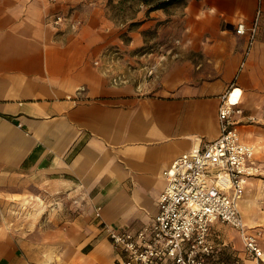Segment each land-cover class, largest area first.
<instances>
[{
    "label": "crops",
    "instance_id": "1",
    "mask_svg": "<svg viewBox=\"0 0 264 264\" xmlns=\"http://www.w3.org/2000/svg\"><path fill=\"white\" fill-rule=\"evenodd\" d=\"M180 5L179 46L158 53L132 51L152 20L124 34L127 22L100 0H0V264H119L124 254L104 224L131 232L150 224L162 171L219 135L218 106L231 87L240 138L260 167L237 205L251 231L264 230V0ZM257 7L249 43L234 28ZM56 13L79 23L55 26ZM49 200L54 208L43 209ZM21 208L41 217L33 228L16 223ZM209 239L204 264H255L230 224L213 223Z\"/></svg>",
    "mask_w": 264,
    "mask_h": 264
},
{
    "label": "built area",
    "instance_id": "2",
    "mask_svg": "<svg viewBox=\"0 0 264 264\" xmlns=\"http://www.w3.org/2000/svg\"><path fill=\"white\" fill-rule=\"evenodd\" d=\"M260 14L257 7L250 24L238 21L235 33L246 34L251 43ZM66 20L70 21L68 15L56 13L51 21L58 26ZM234 89L221 96L219 135L180 154L162 171L165 184L150 224L135 232L104 224L112 245L124 254L119 264H204V258L214 253L209 232L215 222L236 228L247 254L255 264H264L261 231L246 226L237 205L247 179L260 167L254 160V145L240 138L234 114L242 109L229 100ZM99 214L97 207L95 215Z\"/></svg>",
    "mask_w": 264,
    "mask_h": 264
},
{
    "label": "rangeland",
    "instance_id": "3",
    "mask_svg": "<svg viewBox=\"0 0 264 264\" xmlns=\"http://www.w3.org/2000/svg\"><path fill=\"white\" fill-rule=\"evenodd\" d=\"M88 1V0H86ZM105 2L107 7L109 8L110 16L116 18L117 20H121L122 22H127V30L124 31V34H127L129 30H136L137 26H139L142 22L146 20H152L149 25L138 29L139 33L143 37V42L139 47H136L132 51L134 52H143V51H157L161 53L162 51H166L167 49H177L179 43L177 41V37L181 28L183 27L182 21L180 20L183 16V10L181 8V3L183 0L172 3L170 6L163 8V12L160 15L149 16V11H147V6L143 3H140L138 0H100ZM153 19H156L153 21ZM143 20V21H141ZM125 28V27H123ZM122 28V29H123ZM129 38V37H127ZM79 192L75 191V197L78 198ZM80 198V197H79ZM81 202V200H79ZM54 200L47 201V204H43L42 208L45 209L47 205L48 208H54ZM78 204V202H74ZM72 199H65L60 203L62 209L66 211L71 210ZM39 208V207H38ZM32 210V211H31ZM30 211L26 209L23 211V208L18 210L14 219L17 221L16 223L21 226L23 229V222L26 220V226L33 228V224L38 222L41 217H36V212L34 209ZM52 215V214H51ZM44 220V217H42ZM51 222L55 221V215L51 218H48ZM261 231V236H264V230ZM241 239V237H240ZM241 243L243 246V242L241 239ZM261 245V244H260ZM262 247V246H261ZM264 249V248H262ZM242 252L245 251L244 246L241 249ZM245 255L250 257L245 251ZM251 258V257H250ZM241 258L236 257V263L241 264Z\"/></svg>",
    "mask_w": 264,
    "mask_h": 264
},
{
    "label": "trees",
    "instance_id": "4",
    "mask_svg": "<svg viewBox=\"0 0 264 264\" xmlns=\"http://www.w3.org/2000/svg\"><path fill=\"white\" fill-rule=\"evenodd\" d=\"M147 6V11H152L155 9H163L171 5L172 3L178 2L180 0H138Z\"/></svg>",
    "mask_w": 264,
    "mask_h": 264
},
{
    "label": "bare ground",
    "instance_id": "5",
    "mask_svg": "<svg viewBox=\"0 0 264 264\" xmlns=\"http://www.w3.org/2000/svg\"><path fill=\"white\" fill-rule=\"evenodd\" d=\"M237 96H238V91H236V90H234V92L232 91V93L230 94V96H229V100H231V101H235L236 99H237ZM240 210V209H239ZM240 213H241V211H240ZM242 214L243 213H241V216H242ZM242 220H243V217H242ZM243 222H244V220H243ZM245 222H246V220H245ZM244 222V223H245ZM247 223V222H246Z\"/></svg>",
    "mask_w": 264,
    "mask_h": 264
}]
</instances>
